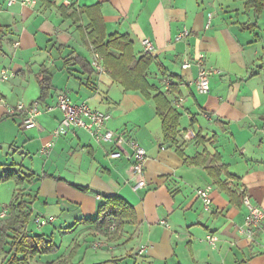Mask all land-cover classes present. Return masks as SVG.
<instances>
[{
    "label": "crops",
    "instance_id": "1",
    "mask_svg": "<svg viewBox=\"0 0 264 264\" xmlns=\"http://www.w3.org/2000/svg\"><path fill=\"white\" fill-rule=\"evenodd\" d=\"M48 1L51 5L37 0L34 6H8L0 0V175L9 165L33 175L21 186L0 184V199L2 188L13 183L10 202L23 190L39 214L64 218L67 224L59 232L66 229L78 247L72 264H84L88 248L106 252L95 263L264 264V222L252 239L240 232L247 212L244 193L264 210V12L246 10L241 0H71L76 8L100 4L107 34L127 35L137 57H152L149 82L181 114L178 147L189 157L218 154L217 166L225 165L229 173L220 177L235 193L232 197L206 168L185 164L176 148L164 143L153 99L124 90L110 72L93 66V48L83 36L88 17L76 23L63 16V0ZM184 28L191 35L177 41ZM144 39L152 42V52L144 51ZM201 55L203 65L219 71L211 75L206 94L196 84ZM185 62L191 67L183 68ZM42 69L50 71L53 85L44 101L37 76ZM3 71L9 78H2ZM61 91L75 104L85 101L110 114L108 129L140 142L148 155L146 188L133 189V161L126 145L120 158H110L113 144H97L88 132L76 130L43 155L40 150L63 113H42L35 128L24 129L25 114L8 112L36 101L53 106ZM208 186L213 199L209 212L196 192ZM113 195L128 201L137 214V223L126 224L119 240L83 223L95 216L104 196ZM55 232L56 227L43 233L54 239ZM209 235L217 237L214 247ZM57 245L59 252L50 254L57 258L35 259L58 262L65 256L59 255L62 244Z\"/></svg>",
    "mask_w": 264,
    "mask_h": 264
},
{
    "label": "trees",
    "instance_id": "2",
    "mask_svg": "<svg viewBox=\"0 0 264 264\" xmlns=\"http://www.w3.org/2000/svg\"><path fill=\"white\" fill-rule=\"evenodd\" d=\"M43 1L51 5L48 0ZM241 1L244 2L246 10H253L256 15L264 12V0ZM60 10L65 18L76 23L82 20L83 15L88 17L90 22L86 28L87 34L84 32L83 36L93 48V52L99 53L102 57L113 82L120 84L126 91H138L145 98L153 99L156 113L161 119L164 143L175 147L185 164L206 168L215 183L235 197V193L231 192L227 184L221 180L220 176L223 171L227 173V167L217 166L220 162L218 154L212 156L205 152L189 157L178 147L181 114L173 107L167 95L158 91L149 82L148 70L153 62L152 57L147 54L137 57L133 42L127 35L107 34L100 4L78 8L74 4H65L60 6ZM37 76L40 87L39 99L44 101L53 90L52 74L47 69H42ZM154 91L155 94H152ZM196 137L201 139L200 135ZM11 166L14 165H9ZM12 167L0 175V184L13 181L17 186H21L30 182L32 174H27L22 168L15 170ZM75 187L82 192L90 191L88 187L79 185ZM29 196L25 195L23 190H18L7 207L9 216L0 221V255L9 264H31V261L37 257L55 254L60 250L52 235L47 237L44 233H36L30 229V223L35 220V216L32 202L28 200ZM83 223L93 226L95 231L110 236L112 240H119L126 224L137 223V214L135 208L124 198L118 195L104 196L95 216L85 218ZM77 253L78 247L75 246L69 255L52 264H72ZM112 263L116 264V261L95 264Z\"/></svg>",
    "mask_w": 264,
    "mask_h": 264
},
{
    "label": "built area",
    "instance_id": "3",
    "mask_svg": "<svg viewBox=\"0 0 264 264\" xmlns=\"http://www.w3.org/2000/svg\"><path fill=\"white\" fill-rule=\"evenodd\" d=\"M8 6L20 4L23 6H34L37 0H6ZM66 5H71V0H63ZM191 35V31L184 28L183 31L177 36V41L188 38ZM144 51L150 53L154 50L152 42L148 39L143 40ZM203 55L197 59L199 66V73L196 80V84L200 93L206 94L210 91V77L211 75L219 71L211 70L203 65ZM93 66L100 72L108 71L109 69L103 64L102 57L99 53L93 52ZM191 67L190 62H185L183 68L187 69ZM10 74L7 71H3L2 78H9ZM176 101L175 106L179 107L180 101ZM60 110L63 113V118L60 121L57 128L52 133V138L47 142L40 153L48 155L49 151L53 148L55 141L61 137L75 132L76 130H84L88 132L95 143L101 144L104 142L111 143L115 147V150L109 154L110 158H120L122 156V147L127 146L131 150V157L133 161L132 173L135 179L133 189L135 191L146 188L148 185L145 167L148 159L146 149L140 144L135 137H130L121 131H113L107 128L106 124L110 119V114L98 109L92 108L87 102L75 104L71 101V98L66 91H61L57 95L56 104L53 106L41 105L40 101H36L31 105L18 104L14 108H9L8 112L11 115L21 112L25 114V118L22 124L24 129H32L37 126V117L42 113L51 112L54 110ZM196 137V134L193 133ZM197 197L202 201L203 207L206 211L212 210V187L208 186L200 188L197 191ZM242 202L246 207V215L244 225L240 227V232L245 233L248 238H254L256 232L261 229L264 222V210L256 205L251 197L244 193L242 196ZM8 212L4 209L0 212V221H2ZM56 221L55 216L39 215L35 219V223L40 229L46 227L48 224ZM165 223V222H162ZM208 242L214 247L217 241L215 235H209L207 237ZM99 245H96L98 247Z\"/></svg>",
    "mask_w": 264,
    "mask_h": 264
},
{
    "label": "rangeland",
    "instance_id": "4",
    "mask_svg": "<svg viewBox=\"0 0 264 264\" xmlns=\"http://www.w3.org/2000/svg\"><path fill=\"white\" fill-rule=\"evenodd\" d=\"M244 20H245V18H244ZM261 25H262V28H263L262 33L264 35V17L262 18ZM12 185H14V184L10 183V184H8V185H6L5 187L2 188V195H1V199H0V210H2L10 202L9 200H10V198L12 196V192H13L12 191V189H13ZM44 214H46V213H44ZM57 214H59L58 217L61 216L60 212L57 213ZM39 215H43V214H39L34 209V216H35L34 219H36V217L39 216ZM45 216H50V215H45ZM55 218H56V221L48 224L46 227H44L42 229H40L38 227V225L35 223V220H33L30 223V229L33 230L36 233H43V232L52 233V232H54V228L56 227V232L54 233V239L56 241V244H62L61 253L59 255L60 256H62V255L67 256V255H69L70 251L73 250L75 242L72 240L73 239L72 236L66 235V233H64V232H66L65 231L66 229H64V230L59 232V230H61V229H58V228L60 226H63V224H64V226H65V224H67V223H65L64 218L60 219V218H57L56 216H55ZM68 221H70V220H68ZM70 248H72V249L70 250ZM68 250H69V253H67ZM104 251L105 250H102V249L96 251V250H93L92 248L91 249L88 248L87 261H84V264H93L95 262H99V261H95L96 260L95 257L96 256H101L102 257L103 253L106 254V252H104ZM52 255H48V256H46V258H49V259L57 258V256L53 257ZM55 255H56V253H55ZM60 256H59V258H60ZM98 258H100V257H98ZM32 262H33V264H45L43 262V260H41V259H39V260L35 259ZM73 263H74V261H73ZM0 264H9V262L8 261L5 262V258L2 255H0Z\"/></svg>",
    "mask_w": 264,
    "mask_h": 264
}]
</instances>
